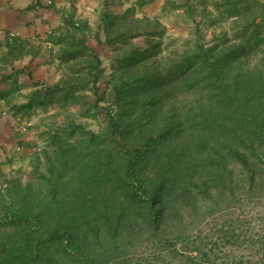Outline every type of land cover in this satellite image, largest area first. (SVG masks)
Instances as JSON below:
<instances>
[{
    "label": "trees",
    "instance_id": "obj_1",
    "mask_svg": "<svg viewBox=\"0 0 264 264\" xmlns=\"http://www.w3.org/2000/svg\"><path fill=\"white\" fill-rule=\"evenodd\" d=\"M148 1L100 16L114 52L105 130L62 141L46 173L3 182L0 264H150L128 257L137 250L184 264H264V3L163 0L164 11L233 25V38L204 43L195 21L194 38L164 53L165 26L135 15ZM71 24L47 37L84 75L42 99L33 90L20 108L76 101L71 88L98 82L86 28ZM5 44L4 61L29 46L14 36Z\"/></svg>",
    "mask_w": 264,
    "mask_h": 264
},
{
    "label": "rangeland",
    "instance_id": "obj_2",
    "mask_svg": "<svg viewBox=\"0 0 264 264\" xmlns=\"http://www.w3.org/2000/svg\"><path fill=\"white\" fill-rule=\"evenodd\" d=\"M259 1L264 3V0ZM54 2L45 0L49 7L47 11H43L44 16L33 17L35 21L32 19L30 22L36 26L41 25L40 30L36 29L27 36L0 31V190L6 179L16 178L26 182L34 179L36 171L46 173V157L53 156L62 141L88 138L105 130L107 112L110 110L113 114L115 110L111 104L110 86L107 84L113 70L114 52L105 43V35L98 26L103 13H120L133 5L135 0ZM162 3L163 0H149L142 5H135V15L157 18L165 26L161 39L164 53L194 38L193 33L197 29L195 21L201 23L198 31L204 43L216 42L222 39L223 34L233 38L230 19L216 16L214 19L204 20L198 15L190 18L181 10L164 11ZM70 20L86 28V44L101 63L98 82L96 85L90 83L71 88L76 101L70 99L63 103L54 100L49 103L47 100L41 105L34 99L30 109L20 108L21 104L28 101L33 90H38L42 99L44 89L58 83L65 76L84 75L80 71V64H75L77 59L61 61L58 57L60 42L48 39L54 33L65 34L69 27L72 29ZM74 32L79 36L76 30ZM13 36L28 41V50L18 58L4 61L2 56L6 52L5 39ZM134 42L146 47L143 36L135 38ZM31 48L33 49L30 50ZM95 92L98 95L95 96ZM171 253L137 250L129 252L128 257L144 258L150 264H184L178 262Z\"/></svg>",
    "mask_w": 264,
    "mask_h": 264
},
{
    "label": "crops",
    "instance_id": "obj_3",
    "mask_svg": "<svg viewBox=\"0 0 264 264\" xmlns=\"http://www.w3.org/2000/svg\"><path fill=\"white\" fill-rule=\"evenodd\" d=\"M47 5L45 0H0V31L27 36L36 29L40 30L41 25L37 28L30 22L32 19L35 21L33 17H43V11L48 10Z\"/></svg>",
    "mask_w": 264,
    "mask_h": 264
}]
</instances>
